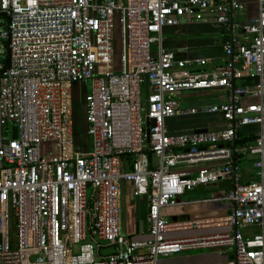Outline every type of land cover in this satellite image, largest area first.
Returning <instances> with one entry per match:
<instances>
[{"label": "built area", "instance_id": "built-area-1", "mask_svg": "<svg viewBox=\"0 0 264 264\" xmlns=\"http://www.w3.org/2000/svg\"><path fill=\"white\" fill-rule=\"evenodd\" d=\"M256 2L257 14L240 25V0H0V264H161L188 250L264 264V0ZM203 14L227 33L221 72H191L205 60L162 45L164 27ZM248 77L252 84L236 83ZM78 82L90 85L85 151L73 141ZM213 88L227 99L173 98ZM198 114L224 124L182 132L166 124ZM251 125L253 140L236 143ZM247 155L255 179L243 183ZM220 181L230 184L220 196L182 199L186 188ZM125 186L147 201L140 237L123 229ZM178 205L204 210L163 213Z\"/></svg>", "mask_w": 264, "mask_h": 264}, {"label": "crops", "instance_id": "crops-1", "mask_svg": "<svg viewBox=\"0 0 264 264\" xmlns=\"http://www.w3.org/2000/svg\"><path fill=\"white\" fill-rule=\"evenodd\" d=\"M244 4L243 10L238 12L235 16V21L239 22L240 25L248 23L256 14H257V2L256 0H240ZM236 38L240 41L246 39L247 34L241 28L236 29L235 31ZM163 42L162 45L164 48L173 50L178 44V48L176 51L177 57L179 58H186V59H204V64L198 66H194L189 68L191 72H198V71H205V72H213L218 71L221 72L224 70L225 66V59L223 55L222 43L227 38V33L225 30L218 26L213 20H211L210 16H205L204 14L201 15L200 18H196L191 23L182 22L178 26H167L163 28L162 31ZM156 46L153 45L152 49H155ZM240 85L251 84L252 81L248 78L241 80L240 82H236ZM228 97L227 92L221 88H213V89H205V90H196V91H183L176 93L173 98H200L199 100L195 101L188 100L190 104H213V103H220L225 101ZM251 98H258L255 96H243L241 102L243 104H248L252 102H257L250 100ZM214 116L210 117L211 126L213 128L221 127L224 122L222 116L219 114H213ZM194 121L188 118H169L166 120V124L171 131H187L191 130L192 128H200V127H193ZM259 127L256 125L246 126L242 129L241 136H239L236 143H241L240 137H245L248 134H256L258 133ZM254 136V135H253ZM250 140H243L242 143L246 144L249 143ZM253 157L250 155L244 156L240 159L239 165V173L241 176V182L246 183L250 182L255 179V171L252 166ZM251 165V170H248L247 173H244V168L248 165ZM125 195L123 203L125 201V197L127 199V215L129 223L126 225V229L124 228L125 233L129 235V233H133L131 236L140 237L141 235L138 232L141 229L137 227V222L141 221L143 228L146 226V218L143 221L140 218H137L135 215V208L136 204L131 203V198L129 195V188L128 186L124 187ZM143 199L142 203L145 205V212H146V205L147 201L144 197H138L136 200ZM141 203V201H140ZM123 204V208L126 207ZM197 207L195 211H202L204 210V206ZM217 207H220L217 206ZM215 207V208H217ZM201 208V210H198ZM214 208V207H210Z\"/></svg>", "mask_w": 264, "mask_h": 264}, {"label": "rangeland", "instance_id": "rangeland-1", "mask_svg": "<svg viewBox=\"0 0 264 264\" xmlns=\"http://www.w3.org/2000/svg\"><path fill=\"white\" fill-rule=\"evenodd\" d=\"M6 24V18L0 16V29L4 30ZM5 42L0 41V58L5 53L4 45ZM89 82H78L73 84L72 86V96H73V141L75 148L79 151H85L89 147H91V140L87 136L86 133V123H85V101L84 96L89 91ZM179 101H188L192 100L194 103L195 101L199 100L200 98H177ZM252 101H259V98H251ZM214 116L213 114H198L191 117H186L194 121L192 126L193 127H208L213 128L210 122V117ZM176 118V117H175ZM178 118V117H177ZM213 118V117H212ZM174 120V118H172ZM244 168V173H247L248 170H251V165L249 164ZM240 173V172H239ZM241 174V173H240ZM227 190L223 189H214L202 192H192V193H185L182 195L183 200H193L196 198H203V197H217L222 195ZM125 193L123 194L124 200ZM137 198H131V203L136 204L135 208V215L137 218L142 219L145 221L146 212H145V205L142 203L143 199L136 200ZM141 201V203H140ZM125 206L127 205V199L125 197V201L123 203ZM199 207H202L199 205ZM195 206H183L178 205L171 208H164L163 213L169 216L172 215H183L185 213H193L195 212ZM198 210H201L199 208ZM127 215V206L123 208L122 212V225L123 229H126V225L129 223ZM229 260V258H227ZM226 259L221 256L217 252H213L212 250H188L183 251L181 253L172 254L169 257L163 258L161 260V264H224Z\"/></svg>", "mask_w": 264, "mask_h": 264}, {"label": "water", "instance_id": "water-1", "mask_svg": "<svg viewBox=\"0 0 264 264\" xmlns=\"http://www.w3.org/2000/svg\"><path fill=\"white\" fill-rule=\"evenodd\" d=\"M0 16L5 17L4 13H1ZM178 44L176 45L175 48H173L172 51H174L176 53L177 48H178ZM118 44L116 43V55L118 54ZM179 55V54H176ZM148 96V87H147V80H145V84H144V98H147ZM153 123V121H152ZM148 133V130H147ZM230 186L229 182L227 181H220L218 182V184H212V185H198L197 187H191V188H186V193H192V192H202V191H208V190H214V189H224V188H228ZM173 219H176L175 216H173ZM137 227L139 229H142V222L138 221L137 222ZM139 232V231H136Z\"/></svg>", "mask_w": 264, "mask_h": 264}, {"label": "trees", "instance_id": "trees-1", "mask_svg": "<svg viewBox=\"0 0 264 264\" xmlns=\"http://www.w3.org/2000/svg\"><path fill=\"white\" fill-rule=\"evenodd\" d=\"M4 61L7 62V58H4ZM244 79H246V78L239 79L238 82H240L241 80H244ZM248 79L251 80L252 83H253V79H252V78H249V77H248ZM252 83H251V84H252ZM241 133H242L241 131L238 132V136H241ZM253 135H254V136H253ZM254 137H255V134H249V136L241 137V140H240V141L242 142V141L245 140V139H246V140H253ZM150 155H151V153H150ZM129 235L131 236V235H133V233L131 232V233H129Z\"/></svg>", "mask_w": 264, "mask_h": 264}]
</instances>
